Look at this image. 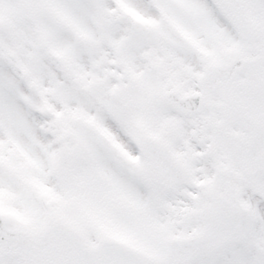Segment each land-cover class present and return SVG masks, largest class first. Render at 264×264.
Here are the masks:
<instances>
[{
  "label": "snow or ice",
  "instance_id": "obj_1",
  "mask_svg": "<svg viewBox=\"0 0 264 264\" xmlns=\"http://www.w3.org/2000/svg\"><path fill=\"white\" fill-rule=\"evenodd\" d=\"M0 264H264V0H0Z\"/></svg>",
  "mask_w": 264,
  "mask_h": 264
}]
</instances>
